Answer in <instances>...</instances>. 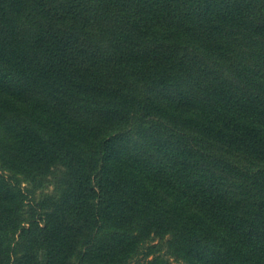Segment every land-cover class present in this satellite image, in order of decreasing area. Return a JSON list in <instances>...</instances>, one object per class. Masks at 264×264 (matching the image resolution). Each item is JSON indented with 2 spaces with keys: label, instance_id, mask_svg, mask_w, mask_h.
Returning a JSON list of instances; mask_svg holds the SVG:
<instances>
[{
  "label": "trees",
  "instance_id": "trees-1",
  "mask_svg": "<svg viewBox=\"0 0 264 264\" xmlns=\"http://www.w3.org/2000/svg\"><path fill=\"white\" fill-rule=\"evenodd\" d=\"M142 228L264 264V0H0V264H131Z\"/></svg>",
  "mask_w": 264,
  "mask_h": 264
},
{
  "label": "rangeland",
  "instance_id": "rangeland-1",
  "mask_svg": "<svg viewBox=\"0 0 264 264\" xmlns=\"http://www.w3.org/2000/svg\"><path fill=\"white\" fill-rule=\"evenodd\" d=\"M54 186L45 185L38 189V195L51 193ZM136 248L140 254L135 256L131 264H148L147 259L156 255H161L165 260L162 264H189L187 260L170 252L168 235L163 237L161 234L152 230L140 229L136 231Z\"/></svg>",
  "mask_w": 264,
  "mask_h": 264
}]
</instances>
